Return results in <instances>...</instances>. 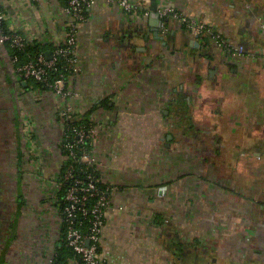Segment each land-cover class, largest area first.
I'll return each mask as SVG.
<instances>
[{
	"label": "crops",
	"instance_id": "obj_1",
	"mask_svg": "<svg viewBox=\"0 0 264 264\" xmlns=\"http://www.w3.org/2000/svg\"><path fill=\"white\" fill-rule=\"evenodd\" d=\"M157 2L244 46L251 61L232 62L174 20L158 39L149 16L105 0L92 6L79 34L82 72L69 85L79 93L74 120L106 123L95 153L117 210L103 229L101 259L264 264V0ZM0 4L8 27L47 58L65 41V0ZM10 58L0 43V264H53L63 223L47 186L63 165V101L23 82Z\"/></svg>",
	"mask_w": 264,
	"mask_h": 264
},
{
	"label": "built area",
	"instance_id": "obj_2",
	"mask_svg": "<svg viewBox=\"0 0 264 264\" xmlns=\"http://www.w3.org/2000/svg\"><path fill=\"white\" fill-rule=\"evenodd\" d=\"M97 0H65L64 12L69 18L66 39L58 43L53 51L51 59L41 53L26 63H21L18 56H11L10 62L14 73L23 82L36 81L52 91L62 102V109L59 112L61 126L60 150L63 155V165L59 173L49 181L47 186L49 199L54 209L62 216V223L67 227L64 239L68 246L73 249L83 264H104L101 259L99 248L103 229L107 217L115 212L117 208L112 205L110 197L99 190L98 177H101L102 164L96 156V140L105 130V120L100 116L90 115L80 120H74V107L72 100L79 98L70 85V79L82 72L79 60V34L81 28L87 22V13ZM114 4L129 14H141L143 17L150 15V9L133 0H105ZM162 20H174L186 31L194 34L200 39L210 38L215 46L226 52L234 63L244 62L250 64L251 58L247 55L244 46L230 44L223 33L210 28L191 17L186 16L179 10L165 6L158 10ZM163 33H167L166 23L163 25ZM0 43L12 48L24 51L30 44V40L11 30L7 25L6 15L0 4ZM65 61L59 75L54 72L57 66ZM26 131L31 139L34 134V126L28 122ZM76 164H84L85 179L75 177ZM63 170H65L63 172ZM62 174L64 176H62ZM62 181L68 182L65 185ZM103 182V181H102ZM66 187L63 194V188ZM110 190V187H108ZM167 188H161L164 192ZM88 218L89 227L86 232L77 225L80 217ZM89 243V245H88ZM53 263V259L51 260Z\"/></svg>",
	"mask_w": 264,
	"mask_h": 264
},
{
	"label": "trees",
	"instance_id": "obj_3",
	"mask_svg": "<svg viewBox=\"0 0 264 264\" xmlns=\"http://www.w3.org/2000/svg\"><path fill=\"white\" fill-rule=\"evenodd\" d=\"M88 14L89 13H87V16H88ZM6 47H7V49H8V51H9L11 56H18L20 58L21 63H26L29 60L34 59L35 57H37L41 53L46 54L45 51H44V48L38 47V46L28 45L27 48L24 51H19V50H16V49L12 48L9 43L6 44ZM64 64H65V61H62L57 66L58 70L54 72L55 76L59 75V71H61V67L64 66ZM34 82H35L34 84L36 86L45 87L44 84H42V83H38L36 81H34ZM106 106H108V105H106ZM88 117H86V119L84 121H86ZM82 120H80V121H82ZM84 169H85V165L84 164H76L75 177L78 178V179L84 180L85 179ZM64 171L65 170H63V172ZM62 176H64V175L62 174ZM99 178H101V177H98V179ZM62 182L64 184L66 183L65 185H69V183H70V181H68V182L62 181ZM66 187L67 186H65L63 188L61 194L64 193ZM98 188H99L100 191L105 192L109 196L111 190H108V186L106 184H104V182H102L101 179L98 181ZM89 220H90V216H88V218H84V217L81 216L77 220V225H82L81 229L84 232H86L88 230V227H89ZM62 227H63V235L62 236L65 237V233H66L67 227H66V225L64 223H63ZM99 251H100V248H99ZM75 258H77L79 264H83L80 261V259L77 257V255L73 251V249L68 246L67 241L65 239H63L61 245L59 246V248L57 250L56 256L53 259V264H68L69 259L74 260Z\"/></svg>",
	"mask_w": 264,
	"mask_h": 264
},
{
	"label": "water",
	"instance_id": "obj_4",
	"mask_svg": "<svg viewBox=\"0 0 264 264\" xmlns=\"http://www.w3.org/2000/svg\"><path fill=\"white\" fill-rule=\"evenodd\" d=\"M158 10H159V5H158L157 0H151L149 19L152 22V26L157 25L154 27L153 32L158 39H161L159 37V33H160V30L163 28L164 23L167 21L166 20L164 21L161 19L160 15L158 13ZM156 22H157V24H156ZM48 59H51V58H48ZM88 245H89V243H88Z\"/></svg>",
	"mask_w": 264,
	"mask_h": 264
},
{
	"label": "rangeland",
	"instance_id": "obj_5",
	"mask_svg": "<svg viewBox=\"0 0 264 264\" xmlns=\"http://www.w3.org/2000/svg\"><path fill=\"white\" fill-rule=\"evenodd\" d=\"M61 101H62V100H61ZM263 188H264V187H263ZM43 189H44V188H43ZM44 192H45V189H44ZM262 195H263V192H260V198L263 197ZM14 202H15V198L13 197L12 203L15 205L16 202H15V203H14ZM13 204L11 205V207H13Z\"/></svg>",
	"mask_w": 264,
	"mask_h": 264
}]
</instances>
